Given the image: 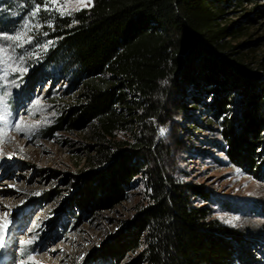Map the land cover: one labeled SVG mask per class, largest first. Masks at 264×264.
<instances>
[{
  "label": "trees",
  "instance_id": "1",
  "mask_svg": "<svg viewBox=\"0 0 264 264\" xmlns=\"http://www.w3.org/2000/svg\"><path fill=\"white\" fill-rule=\"evenodd\" d=\"M246 4H253L250 12ZM257 18L264 19V0H94L51 20L55 46L44 69L59 67L66 78L72 73L80 103L64 122L90 124L95 140L73 203H117L135 177L148 181L147 203L112 255L136 252L130 264H233L244 246L239 234L194 205V197L208 200V192L167 173L169 153L157 143L153 122L171 91L174 108L202 104L212 123L232 115L238 100L240 118L219 123L230 157L249 170L264 138V36L241 39ZM119 132L129 139L117 140Z\"/></svg>",
  "mask_w": 264,
  "mask_h": 264
},
{
  "label": "rangeland",
  "instance_id": "2",
  "mask_svg": "<svg viewBox=\"0 0 264 264\" xmlns=\"http://www.w3.org/2000/svg\"><path fill=\"white\" fill-rule=\"evenodd\" d=\"M93 3L70 0L61 14L49 0H0V48L7 50L6 56L0 54V223L5 214L8 221L0 264H130L137 256L128 252L118 258L109 251L147 203V178L135 177L120 202L97 208L73 203L83 186L79 177L87 170L85 159L95 145L93 128H71L64 122L80 103L72 73L66 78L59 67L44 69L55 46L49 38L53 17ZM59 4L64 6V0ZM252 5H244L246 12ZM23 32L30 42L6 39ZM249 35L241 40L264 36V19L257 18ZM170 93L164 114L153 122L157 143L169 153L164 155L167 173L208 192V200L194 197V205L207 207L212 219L239 234L244 246L233 264H264V138L254 147V163L246 170L230 157L219 123L240 118L238 100L232 115L212 123L202 104L178 111L177 95ZM116 139L129 137L119 132Z\"/></svg>",
  "mask_w": 264,
  "mask_h": 264
},
{
  "label": "snow or ice",
  "instance_id": "3",
  "mask_svg": "<svg viewBox=\"0 0 264 264\" xmlns=\"http://www.w3.org/2000/svg\"><path fill=\"white\" fill-rule=\"evenodd\" d=\"M69 2H70V0H64V6H62V5L59 4V0H49V3L50 4L57 5V10L60 11L61 14H65L67 12V8L65 6ZM77 3L83 4L84 6H87V4L90 3V0H77ZM39 10L40 9L37 8L36 11L38 12ZM33 15H35V13H33ZM27 30L30 31L31 28H28ZM26 35H27V32H23V33L14 35V36H8V37H6V39L11 40L13 42H20V44L22 45L23 43L30 42V40H31V37H29L26 40L25 39ZM0 54H4V56H6L7 50L4 49V48H0ZM4 56H0V62L3 61ZM17 70H19V71H26V69H17ZM2 99L3 98L0 97V100H2ZM0 120H4V117L0 116ZM6 123L7 122L5 121V124ZM15 127L19 131H22L23 130V128L21 127L20 124H16ZM6 215L7 214H5V219L3 220V222L0 223V247H3L4 246V235H5V232H6L7 228H8V221L6 220ZM32 242H33L32 240L26 241V243H28V244H31Z\"/></svg>",
  "mask_w": 264,
  "mask_h": 264
}]
</instances>
